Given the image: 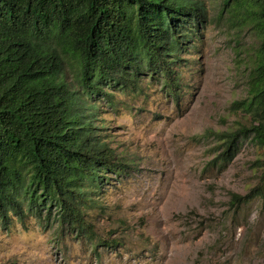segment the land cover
Listing matches in <instances>:
<instances>
[{
  "label": "rangeland",
  "instance_id": "374dc122",
  "mask_svg": "<svg viewBox=\"0 0 264 264\" xmlns=\"http://www.w3.org/2000/svg\"><path fill=\"white\" fill-rule=\"evenodd\" d=\"M205 1L208 20L173 66L177 102L147 74L138 91L96 101L95 132L128 167L101 173L86 232L13 219L0 224V264H264V194L230 203L262 185L264 147L240 140L224 170L208 164L225 147L214 133L246 122L233 102L247 94L256 40L218 18L221 0Z\"/></svg>",
  "mask_w": 264,
  "mask_h": 264
},
{
  "label": "trees",
  "instance_id": "16d2710c",
  "mask_svg": "<svg viewBox=\"0 0 264 264\" xmlns=\"http://www.w3.org/2000/svg\"><path fill=\"white\" fill-rule=\"evenodd\" d=\"M218 18L257 45L233 102L246 122L211 132L225 147L208 164L222 171L240 140L264 147V0H221ZM207 20L205 0H0V224L44 216L85 233L101 173L128 167L95 132L96 101L138 91L147 74L177 102L173 66ZM260 167L262 185L231 193L235 207L264 194Z\"/></svg>",
  "mask_w": 264,
  "mask_h": 264
}]
</instances>
